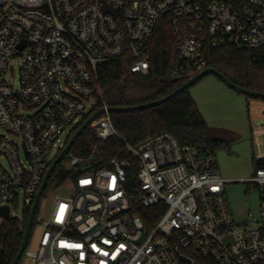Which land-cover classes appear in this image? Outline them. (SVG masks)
Segmentation results:
<instances>
[{
  "label": "built area",
  "instance_id": "obj_1",
  "mask_svg": "<svg viewBox=\"0 0 264 264\" xmlns=\"http://www.w3.org/2000/svg\"><path fill=\"white\" fill-rule=\"evenodd\" d=\"M162 22L176 38L174 77L209 67L207 44L264 45V0H0V231L1 208L23 222L14 208L32 210L51 163L95 112L98 65L126 59L147 71ZM17 61L16 87L8 74ZM102 107L89 127L100 141L120 137ZM180 142L168 131L124 140L138 165L133 191L130 159L90 169L98 144L85 156L69 151L67 169L81 168L76 190L56 196L45 221L36 212L43 229L38 247L24 251L31 264H264V156L241 179L259 189V213L237 219L216 157ZM139 206L162 213L148 225Z\"/></svg>",
  "mask_w": 264,
  "mask_h": 264
},
{
  "label": "trees",
  "instance_id": "obj_2",
  "mask_svg": "<svg viewBox=\"0 0 264 264\" xmlns=\"http://www.w3.org/2000/svg\"><path fill=\"white\" fill-rule=\"evenodd\" d=\"M205 54L208 66L218 69L236 84L264 92V45L258 48L227 45L213 47L206 45ZM151 63L145 72H134L131 62L126 59L102 62L98 65L96 105L92 112L104 104L108 106H134L160 99L175 91L191 77H174L172 69L176 63V38L168 23L162 22L151 42ZM251 104L248 102V109ZM250 110V109H249ZM87 116V118L92 114ZM112 120L120 137L100 141L92 127H87L75 141L70 152L85 156L98 144L91 168L108 167L112 157L119 156L132 161L128 167V189L133 191L137 185L138 165L136 159L124 150V140L138 144L162 131H168L181 141L194 146L206 147L215 156L216 148L226 145L221 138V128L212 127L199 110L189 88L181 91L162 104L140 110L112 112ZM80 128L77 127L73 134ZM72 134V135H73ZM71 135V137H72ZM216 157V156H215ZM69 154L56 166L46 189L58 186L80 173L77 166L67 169ZM263 161L254 158L258 167ZM45 189V190H46ZM38 209V208H37ZM146 224L152 225L160 217L159 206L136 209ZM31 207L26 210L23 222L5 221L0 231V264H12L22 245Z\"/></svg>",
  "mask_w": 264,
  "mask_h": 264
},
{
  "label": "rangeland",
  "instance_id": "obj_3",
  "mask_svg": "<svg viewBox=\"0 0 264 264\" xmlns=\"http://www.w3.org/2000/svg\"><path fill=\"white\" fill-rule=\"evenodd\" d=\"M18 65L13 63L14 72L8 74L9 80L18 86ZM189 90L197 102L200 112L212 127L221 128V138L226 145L215 150L216 163L222 175L227 180L226 194L232 212L237 219L246 217L251 210L259 213L260 192L254 185L242 181L255 172L254 158L257 155L264 156V123L258 124L263 118L255 119L253 106L248 109V102L264 101L261 97H252L227 85L220 76L208 74L193 85ZM72 127L65 131L64 138L69 135ZM4 134L0 126V136ZM56 152V148L53 153ZM4 161L3 159H1ZM75 182L67 179L58 186H50L42 194L37 216L42 220L48 219L56 196H70L73 194ZM14 212L23 218L25 213L20 205L14 208ZM17 219V216L14 218ZM19 221V220H18ZM42 224L35 222L32 228L27 250H35L38 247ZM19 264H31L32 259L26 253L23 254Z\"/></svg>",
  "mask_w": 264,
  "mask_h": 264
},
{
  "label": "water",
  "instance_id": "obj_4",
  "mask_svg": "<svg viewBox=\"0 0 264 264\" xmlns=\"http://www.w3.org/2000/svg\"><path fill=\"white\" fill-rule=\"evenodd\" d=\"M208 74H216L218 77L220 76V78L230 87L236 89V91L239 92H243L249 96L252 97H261L264 98V92L263 91H259V90H253L250 88H246L243 86H240L238 84H236L235 82H233L229 77H227L225 74H223L222 72H220L218 69L214 68V67H207L204 70H202L201 72H199V74L194 75L193 77H191L189 80H187L183 85H181L180 87H178L175 91L169 93L168 95L151 101V102H147V103H142V104H138V105H134V106H108L107 110L110 112H125V111H130V110H140V109H145L151 106H155V105H159L164 103L165 101L169 100L170 98H172L173 96L177 95L178 93H180L181 91L186 90L187 88H189L191 85H193L195 82H197L199 79H201L202 77L208 75ZM106 108L105 107H101L99 109H97L87 120L86 122L83 123V125H81V127L72 135V137L70 138V140L68 141V143L66 144V146L62 149V151L59 153L60 155H58L54 161L51 163L49 169L47 170L48 172L46 173L44 180L39 188V191L37 193V196L35 198L34 204L32 206V210L28 219V223H27V227L25 230V234H24V239L22 241V245L17 253V256H15V258L12 261V264H19L22 256H24V251L29 243L30 240V236H31V232H32V228L34 226L35 223V216H36V212H37V208L40 202V199L42 197V194L44 193L46 186L48 184V181L52 175V173L54 172L56 166L62 161V159L69 153V151L71 150V148L73 147L75 141L78 139V137L80 136V134H82V132L89 127V124L91 122H93L94 119H96L101 113L105 112ZM264 123V118L258 123ZM2 210V214L4 215V217L8 220L11 221L12 220V216H10V208L9 206H3L1 208Z\"/></svg>",
  "mask_w": 264,
  "mask_h": 264
},
{
  "label": "crops",
  "instance_id": "obj_5",
  "mask_svg": "<svg viewBox=\"0 0 264 264\" xmlns=\"http://www.w3.org/2000/svg\"><path fill=\"white\" fill-rule=\"evenodd\" d=\"M249 103L253 106L255 119L264 118V101H256L254 104L249 101Z\"/></svg>",
  "mask_w": 264,
  "mask_h": 264
},
{
  "label": "bare ground",
  "instance_id": "obj_6",
  "mask_svg": "<svg viewBox=\"0 0 264 264\" xmlns=\"http://www.w3.org/2000/svg\"><path fill=\"white\" fill-rule=\"evenodd\" d=\"M261 156V155H260Z\"/></svg>",
  "mask_w": 264,
  "mask_h": 264
}]
</instances>
